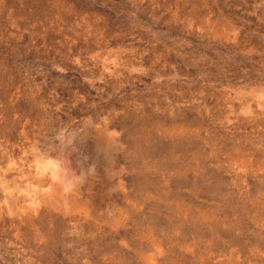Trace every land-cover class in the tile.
Listing matches in <instances>:
<instances>
[{
    "label": "rangeland",
    "instance_id": "374dc122",
    "mask_svg": "<svg viewBox=\"0 0 264 264\" xmlns=\"http://www.w3.org/2000/svg\"><path fill=\"white\" fill-rule=\"evenodd\" d=\"M0 264H264V0H0Z\"/></svg>",
    "mask_w": 264,
    "mask_h": 264
},
{
    "label": "clouds",
    "instance_id": "9594fccd",
    "mask_svg": "<svg viewBox=\"0 0 264 264\" xmlns=\"http://www.w3.org/2000/svg\"><path fill=\"white\" fill-rule=\"evenodd\" d=\"M57 170H59V169H57ZM73 173H75L74 170H73Z\"/></svg>",
    "mask_w": 264,
    "mask_h": 264
}]
</instances>
